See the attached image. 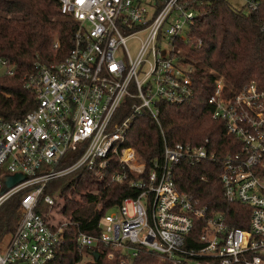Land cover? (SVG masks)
<instances>
[{"label":"built area","instance_id":"built-area-1","mask_svg":"<svg viewBox=\"0 0 264 264\" xmlns=\"http://www.w3.org/2000/svg\"><path fill=\"white\" fill-rule=\"evenodd\" d=\"M57 1L61 14L76 24L71 52L65 61L25 77V88L37 102L33 111L13 122L0 117V209L20 196L22 211L15 233L0 250V264L55 260L67 224L58 227L37 212L42 202L49 209L56 205L45 194L47 186L81 171L119 184L131 174L146 175L136 150L125 146L137 119L148 114L162 130L160 104L180 106L195 98L194 66L182 60V44L191 43L183 32L201 14L192 3ZM246 7L254 12L259 1L246 0ZM130 40L139 41L135 57L128 50ZM60 47L57 40L54 48ZM14 75L15 66L0 59V76ZM215 85L209 99L212 118L240 142L221 160L220 181L227 202L250 209L247 229L233 227L224 213L176 189V164L218 159L210 139L200 145L165 141L163 160L153 163L146 179L130 181L140 195L108 210L97 236L79 230L77 246L89 250L92 259L97 253L135 264L146 252L158 255L160 264H264V89L252 81L235 90L223 78ZM68 156L76 159L66 166ZM17 174L26 181L7 188L6 178ZM97 246L106 252H93Z\"/></svg>","mask_w":264,"mask_h":264},{"label":"trees","instance_id":"trees-1","mask_svg":"<svg viewBox=\"0 0 264 264\" xmlns=\"http://www.w3.org/2000/svg\"><path fill=\"white\" fill-rule=\"evenodd\" d=\"M187 1L201 11L189 32L192 43L182 44V60L194 66L191 79L195 98L180 106L160 104L162 130L148 114L139 117L125 146L136 150L148 174L155 161L163 160L165 141L171 146L200 145L210 139L218 159L197 165L176 164V189L198 200L202 207L224 213L233 227L247 229L250 209L227 202L220 181L221 160L237 150L240 142L229 135L224 123L212 118L209 99L218 78L225 79L235 90L252 81L264 89V0H258V9L247 14L235 10L227 0H204L202 5L196 0ZM75 32L76 24L61 14L57 0H0V59H7L15 66L13 77L0 76L1 118L18 121L37 107L34 94L25 88V77L37 75L42 66L65 61ZM57 40L61 42L59 49L54 48ZM75 159L68 156L65 165ZM114 169L123 172L117 166ZM147 174H131L129 181L119 184L109 177L99 178L95 171H81L51 182L45 194L53 198L59 194L60 199H65L61 208L64 222L58 227L64 223L67 226L56 259L49 264H79L83 255L89 253L77 246L79 230L97 236L99 223L108 210L126 198L140 195L141 191L132 187L130 181L146 179ZM47 210L48 206L42 202L37 212L46 216ZM242 216L246 219L242 220ZM21 217L20 196L1 207L0 244L15 233ZM92 251L106 252V249L97 246ZM86 264L122 263L118 257L109 260L102 254L98 260L94 256ZM135 264H160V259L145 252Z\"/></svg>","mask_w":264,"mask_h":264},{"label":"rangeland","instance_id":"rangeland-1","mask_svg":"<svg viewBox=\"0 0 264 264\" xmlns=\"http://www.w3.org/2000/svg\"><path fill=\"white\" fill-rule=\"evenodd\" d=\"M230 5L237 11H244V13H249V10L246 7V0H227ZM189 29L186 27L185 31L183 32V35L185 37L188 36L189 34ZM165 43V41H164ZM192 43V42H191ZM190 43V44H191ZM139 41L138 40H130L128 42V50L130 51L132 57H135L138 53L139 50ZM122 55H124L123 53H121ZM55 202H56V206L52 209L47 210L46 213V217L48 218V221L51 224H58L61 222H64V217L61 213V208L65 205V199L62 198L60 199L59 194H57L54 198ZM9 237H6L4 239V241L0 244V250H3L5 248V246L7 245V243L9 242ZM92 257L89 254H84L83 255V259L79 264H86L89 261H92Z\"/></svg>","mask_w":264,"mask_h":264},{"label":"water","instance_id":"water-1","mask_svg":"<svg viewBox=\"0 0 264 264\" xmlns=\"http://www.w3.org/2000/svg\"><path fill=\"white\" fill-rule=\"evenodd\" d=\"M26 181V177L24 175L21 174H17L14 176H9L6 178V185L7 188L11 189L13 187H15L16 185L22 183ZM95 258L98 260L100 258L99 254L94 253Z\"/></svg>","mask_w":264,"mask_h":264}]
</instances>
